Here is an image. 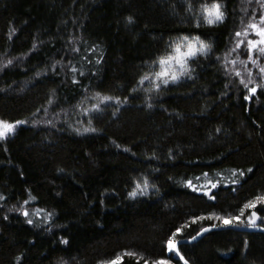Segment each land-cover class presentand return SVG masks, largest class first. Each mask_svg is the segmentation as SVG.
I'll return each instance as SVG.
<instances>
[{"label": "trees", "instance_id": "1", "mask_svg": "<svg viewBox=\"0 0 264 264\" xmlns=\"http://www.w3.org/2000/svg\"><path fill=\"white\" fill-rule=\"evenodd\" d=\"M220 2L223 22L196 27L211 0H191V11L188 0H0V119L27 121L0 141V264H99L125 250L183 264L166 246L182 225L178 241L219 227L179 245L189 264H264V232L227 227L246 226L248 213L227 225L208 218L237 216L264 194V87L245 99L233 69L245 79L251 70L249 87L264 86V74L239 63L246 47L231 52L264 8ZM181 35H201L211 52L191 77L146 91L151 82L137 81ZM230 52L237 64L225 67ZM97 93L128 102L84 112ZM89 126L97 131L75 130ZM144 177L155 187L130 198ZM21 206L45 211L26 218ZM256 211L264 227V205Z\"/></svg>", "mask_w": 264, "mask_h": 264}, {"label": "snow or ice", "instance_id": "2", "mask_svg": "<svg viewBox=\"0 0 264 264\" xmlns=\"http://www.w3.org/2000/svg\"><path fill=\"white\" fill-rule=\"evenodd\" d=\"M261 4V7L264 8V0H258ZM193 5L191 0H188V9L191 11ZM200 17L197 19L196 27H200L201 21L209 26H214L218 23L223 22L225 18L224 5L220 2V0H211V3H203L200 5ZM132 17H129V22L132 21ZM236 43L235 47L231 49V52H235L237 49L242 46L247 49V61L239 60V63L245 65L247 67V62H251L253 65L259 67L260 73L264 74V65L259 64V58L264 57V13L259 15V17H255L248 21L247 24L244 25L242 30L237 31L235 33ZM212 50V45L207 43L204 39L201 38V35H181L173 39L168 44V50L163 55L158 56L156 59L151 61L149 65L150 70L139 78L137 84L142 86L145 81L151 82V87L146 89V91H159L161 86H168L170 83L175 84L181 80L183 77H191L192 75V67L191 63L195 62V60L199 56H207ZM230 53L225 54L224 61L225 67L229 63L232 65L237 64V59L229 60ZM255 56V58H254ZM11 63V61H8ZM156 67L153 69L152 66ZM234 73L237 77H241L240 83L248 89L250 93L249 96H246L245 99H251L252 94L257 92L258 87H264L262 85H256L253 87H249V84L253 83L251 70H248V78L245 79L238 69H233ZM71 71L75 72L76 69L73 67ZM82 74V73H81ZM139 89L137 87L132 88V92L135 93ZM96 98L98 99L97 103L91 105V109H84V112H88L89 110L101 111V103L114 101L117 105L121 103H127L128 97H124L121 100L120 97L117 96H109V95H101L100 93L96 94ZM51 103V101H49ZM151 107V104L148 105ZM116 111H119V108H116ZM115 115V112L113 113ZM27 123V121H8L4 119H0V141L7 140L10 136L14 135L16 132V128L18 125ZM50 123V121H49ZM91 124V120H89V125ZM78 133L83 132H95L97 129L89 126L83 129L77 128L75 129ZM237 170H233V175L236 174ZM249 172L252 169H248ZM205 176L207 174H204ZM241 175L243 173L241 172ZM234 183L236 181H233ZM218 182H213L211 180L207 181V184L211 185L212 188L217 186ZM189 187H193L195 190L199 191L200 188H197L192 181H187ZM154 188L155 185H151L147 177L141 179H136L134 182V187L131 191L128 192V196L130 198H135L138 195L144 196L148 195L149 188ZM0 199H3L0 196ZM36 197L29 196V200H35ZM214 199V197H213ZM29 200L24 201V205L29 203ZM257 205H264V194H259L255 196L252 200L246 202L243 207L240 209L239 215L237 216H218L216 213H210L208 218H218L223 221L224 224L230 223H242V217L247 215V226L249 227H257V221L261 219L258 215L256 208ZM22 213L24 217H30V215H35L37 217L41 216V213L45 210H34V212L30 213L27 207L21 206L20 208L15 209ZM250 210V211H249ZM53 215V212H47L44 216V220H49ZM205 217L193 218V222L197 219H204ZM28 224H33L34 221L31 218L27 219ZM183 225L178 227L172 235L166 241V246L169 251H174L177 255L180 256L181 260H184V264H188V261L184 258L183 255L180 254V249L178 247L179 241L177 240V235L180 234L183 230ZM201 231H207V229H202ZM199 234V233H198ZM194 238V237H193ZM64 243H67L65 240ZM125 257H136V264H140L143 261V264H170V261L165 259H157L155 261H150L136 252L125 250L122 254H118L111 260L100 261L99 264H122Z\"/></svg>", "mask_w": 264, "mask_h": 264}, {"label": "water", "instance_id": "3", "mask_svg": "<svg viewBox=\"0 0 264 264\" xmlns=\"http://www.w3.org/2000/svg\"><path fill=\"white\" fill-rule=\"evenodd\" d=\"M227 227H232V228H235L237 230H241V231H260V232H264V227L262 226H257L255 228L253 227H249V226H239V225H229ZM219 227L217 226H210V227H206L204 229H207V231H200L199 234L195 235L194 238H189V239H182V240H179V244H178V247L180 244H183V243H194V242H197L199 239H201L203 237V235L205 233H207L208 231H211V230H214V229H218ZM175 253V252H174ZM176 254V253H175ZM179 259H180V256L178 255ZM180 261L184 264V260H181ZM189 264V263H188Z\"/></svg>", "mask_w": 264, "mask_h": 264}]
</instances>
